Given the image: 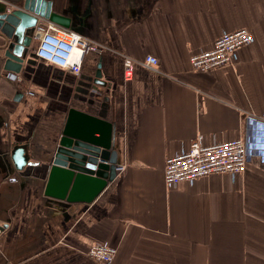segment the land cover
<instances>
[{
  "label": "crops",
  "instance_id": "crops-1",
  "mask_svg": "<svg viewBox=\"0 0 264 264\" xmlns=\"http://www.w3.org/2000/svg\"><path fill=\"white\" fill-rule=\"evenodd\" d=\"M51 1L71 23L56 25L96 50L74 74L38 59L32 44L24 83L12 81L0 62V157L9 162L26 146L38 163L25 179L10 162L7 178L0 167V225L9 223L0 233V264H99L87 257L97 243L117 249L112 264H264V158L236 175L171 186L164 177L166 160L197 137L204 145L244 137L246 115L264 113V0ZM239 29L254 40L231 65L192 70L194 54ZM125 55L155 56L158 68L136 64L127 80ZM99 65L105 86L94 83ZM71 109L81 113L79 131L101 136L82 113L111 124L124 167L89 202L90 188L77 191L76 201L62 198L58 178L46 194ZM250 135L264 154V129Z\"/></svg>",
  "mask_w": 264,
  "mask_h": 264
},
{
  "label": "built area",
  "instance_id": "built-area-1",
  "mask_svg": "<svg viewBox=\"0 0 264 264\" xmlns=\"http://www.w3.org/2000/svg\"><path fill=\"white\" fill-rule=\"evenodd\" d=\"M34 40L37 41L34 55L38 59L74 74L81 73L86 54L96 50V45L81 34L62 28L50 21L41 20L36 25ZM253 40L254 36L247 29L225 34L215 41L211 49L191 57L192 70L208 72L231 65L234 54ZM123 63L127 80L133 77L136 64L153 71L157 70L159 64L158 59L152 55L143 60H136L125 55ZM11 79L16 83L26 81L21 73H12ZM245 123L246 135L244 137L211 145H204L202 137H197L190 143L187 150L169 157L166 160L164 171L166 184L171 186L180 182L193 183L213 174H241L247 170L253 158L256 156L264 158V154L257 152L252 146L250 135L254 127L264 129V113L246 115ZM123 168L118 165L117 173ZM117 252L114 247L97 243L89 247L87 257L99 264H112Z\"/></svg>",
  "mask_w": 264,
  "mask_h": 264
},
{
  "label": "water",
  "instance_id": "water-1",
  "mask_svg": "<svg viewBox=\"0 0 264 264\" xmlns=\"http://www.w3.org/2000/svg\"><path fill=\"white\" fill-rule=\"evenodd\" d=\"M39 17L63 27L71 26L69 18L57 14L53 10L51 0H0V37L4 40V43L0 45V62L4 71L16 74L21 72L29 48L34 41V32ZM94 83L99 86L107 84L102 79L100 65ZM76 114L81 115L74 109L69 112L59 147L48 168L49 183L46 194H51V184L58 178L63 185L60 195L62 198L76 201L77 191L85 193L90 188L94 190L93 198L84 199L89 202L115 180L118 159L112 149L111 124L82 113L83 116L93 120V128L99 131L103 129L104 132H101L99 138L85 130H81V133L78 134L74 130ZM90 134L92 136L86 137ZM9 162L19 177L23 179L33 173L38 166V163L31 158L26 146L14 149ZM9 162L4 157H0V167L6 173L5 178L10 173ZM8 225L7 222L0 225V233Z\"/></svg>",
  "mask_w": 264,
  "mask_h": 264
},
{
  "label": "bare ground",
  "instance_id": "bare-ground-1",
  "mask_svg": "<svg viewBox=\"0 0 264 264\" xmlns=\"http://www.w3.org/2000/svg\"><path fill=\"white\" fill-rule=\"evenodd\" d=\"M84 120V119H83ZM85 122H87L86 120H84ZM76 125V124H75ZM74 125V126H75ZM74 130L79 134V133H81V131H79V130H77L75 127H74ZM98 131V130H97ZM101 132H104L103 131V129H101L100 131H99V133L101 134ZM90 136H92L91 134L90 135H87L86 137H90ZM94 137H96V138H99L100 136H96V135H94Z\"/></svg>",
  "mask_w": 264,
  "mask_h": 264
},
{
  "label": "rangeland",
  "instance_id": "rangeland-1",
  "mask_svg": "<svg viewBox=\"0 0 264 264\" xmlns=\"http://www.w3.org/2000/svg\"><path fill=\"white\" fill-rule=\"evenodd\" d=\"M44 19H45V18H44ZM42 20H43V18H42ZM34 42H35V43H34ZM32 44H33V46H32V45H31V46H32V50H33V52H34V50L36 49V46H37V41L34 40Z\"/></svg>",
  "mask_w": 264,
  "mask_h": 264
},
{
  "label": "flooded vegetation",
  "instance_id": "flooded-vegetation-1",
  "mask_svg": "<svg viewBox=\"0 0 264 264\" xmlns=\"http://www.w3.org/2000/svg\"><path fill=\"white\" fill-rule=\"evenodd\" d=\"M44 19V18H43Z\"/></svg>",
  "mask_w": 264,
  "mask_h": 264
}]
</instances>
